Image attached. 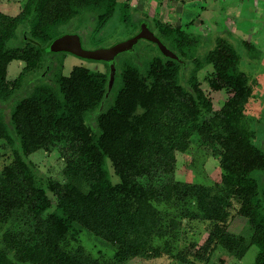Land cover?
<instances>
[{"label":"trees","instance_id":"1","mask_svg":"<svg viewBox=\"0 0 264 264\" xmlns=\"http://www.w3.org/2000/svg\"><path fill=\"white\" fill-rule=\"evenodd\" d=\"M119 5L130 21V5L120 0H26L15 16L0 11L1 103L14 95L26 74L41 67L62 26L94 20L93 33H98ZM154 22L179 59L155 56L145 71L126 61L119 89L111 91L107 103L102 104L108 74L76 65L69 76L56 75L58 89L41 81L8 115L0 107V139L13 155L0 172V264H127L162 253L183 264H198L210 261L219 246L241 259L264 233V198L253 176L264 170V149L253 140L256 133L246 114L253 89L239 68L237 49L219 38L200 57L195 54L197 40L186 28L190 23ZM19 26L22 46L10 47ZM14 59L25 66L10 81L8 65ZM188 60L195 64L191 90L181 82V63ZM205 64L213 66L211 88L229 93L218 110L198 80L197 70ZM194 142L219 158L220 181L208 185L176 178V152H188ZM53 148L64 160L63 177L43 181L27 157ZM236 202L249 232L230 230ZM163 203L175 207L180 219L166 220L159 208ZM192 220L210 224L194 253V241L185 249L176 243L181 225ZM83 229L115 247L112 261L71 245ZM161 240L163 244L156 242ZM259 242L251 264H264V238Z\"/></svg>","mask_w":264,"mask_h":264},{"label":"rangeland","instance_id":"2","mask_svg":"<svg viewBox=\"0 0 264 264\" xmlns=\"http://www.w3.org/2000/svg\"><path fill=\"white\" fill-rule=\"evenodd\" d=\"M11 1L15 4L9 5V0H0V9L9 14H16V10L19 9L16 6H19L21 0ZM125 1L132 3L127 11L128 20L130 21H125L124 12L121 9V5H119L114 16L110 19L104 29L98 33H92V27L90 28L88 25L89 21H85L87 23L84 26H78L75 24L76 22L70 25L62 26L60 31L62 34H65L76 33L77 30H79L83 36V45L86 49L107 48L131 38L132 35L135 34L139 29V26L142 25L140 23V21H142L141 18H149L150 16L159 14L161 11V0H120V2ZM209 1L210 0H188L185 2L187 14L185 17H183V22H185L184 25L187 22L193 20L195 16L204 14V17L202 16V18H204L203 24L201 23L202 21L200 22L199 20H195V25H189L186 27L188 32H190L192 35L195 37H200V53H206L208 48L216 44V41L221 37L227 39L234 45L235 48L241 51L243 48L241 41L236 36L234 24L229 20L225 21L224 23L223 21H220L223 17V10L221 8L223 5L222 0L216 2L212 6L208 5ZM133 2H135L136 5L133 4ZM5 6H10V8L8 9ZM224 17H226V20L227 18L229 19L228 15ZM166 21L167 22L165 23H171V20L168 21L166 19ZM90 24L94 25V21H92ZM237 33L240 34V37L246 38V36L241 34L239 31ZM17 41L18 40L16 38L10 39L8 41V45L12 47L18 43ZM209 41L210 43L207 45L206 42ZM166 42L169 47L175 49L171 40L166 39ZM189 47H191L189 44L184 46L186 51ZM178 49L180 50V48ZM162 55L163 54L156 43L147 39H140L133 50L121 53L117 61L119 64V62L123 63L126 60H130L129 62H134L142 69V71H145L149 61L153 57ZM44 61L46 64L51 65L52 70L54 71V74L50 73L49 76L46 77L45 82L53 85L57 89L59 88V84L55 80L56 61H63L64 75H70L73 67L76 65L86 66L93 70H105L104 63L102 61L86 59L69 52L49 54L45 56ZM23 66V61L13 60L8 67V77L11 79L17 77ZM193 69L194 65L193 63H190L189 66L183 68L181 75L182 84L189 89L191 87L188 85V80ZM212 69L213 68L211 64L206 65L198 71V78L202 88L212 99L214 110H218L228 98L229 93L226 91V89H221L218 91L211 88L208 79ZM37 74V71L29 74L25 80L24 87L14 94L12 98V107L18 100L29 95L31 89L33 88L32 86L36 85L38 82ZM30 83H32L31 88H29ZM119 84L120 83L115 85L113 94L119 89ZM260 98V96L252 95L249 103L247 104L246 114L252 129L256 133L253 140L258 146L264 149V103L257 102ZM3 116L5 117L6 121L9 122L7 117L5 115ZM3 143V140L0 139V172L2 168L6 164L10 163L13 159L11 149L7 148L5 143ZM176 157L177 160L175 174L177 179L183 181L199 182L208 185L220 181L221 168L219 164V158L210 155L206 150L201 148L200 144L197 142L192 144V147L188 152H176ZM27 160L32 161L35 164L39 179L43 181L49 177L62 179L64 160L56 148H53L52 150L39 149L29 154ZM108 163L112 174V179L114 182H117L119 177L114 173V169L110 161H108ZM253 176L259 181V194L261 198H264V170L254 171ZM48 193L53 197L51 192ZM159 208L163 214L166 215V220L170 219L171 217H175L179 220L181 217L178 213V210L169 204H160ZM229 220L230 230L234 232H240L244 230L245 233L250 231L248 228L249 226L247 225L246 217L239 213V204L237 202L231 208ZM209 225V222L205 220H192L188 223H185V226L181 225V240L179 239V241L176 242L178 243V248H189L190 243L194 241L195 247L192 248V253H194V251L204 243L209 232ZM262 238H264V233L259 236L258 242L251 245L245 256L241 259L235 258V256H233L231 253L219 246L211 255L210 261L204 262L202 260H197L198 264H251L255 260L259 251V240H262ZM156 242L163 244L162 240ZM77 244L83 245L86 249V252L91 254L93 257H97L108 262L112 261L113 255L115 253L114 246L107 243L104 239L88 231L87 229L80 230L77 233L75 240L72 239L71 245ZM176 251L177 250L174 249L175 253ZM127 264H183V262L176 258H172L167 253H162L161 255L146 259L134 258Z\"/></svg>","mask_w":264,"mask_h":264},{"label":"crops","instance_id":"3","mask_svg":"<svg viewBox=\"0 0 264 264\" xmlns=\"http://www.w3.org/2000/svg\"><path fill=\"white\" fill-rule=\"evenodd\" d=\"M186 1L188 0H161V11L158 15L164 21L171 20V23L177 20L183 22V17L187 14ZM218 1L220 0H210L208 5L212 6ZM222 2V14L229 16V21L234 24L236 36L241 41L243 49L238 50L242 57L240 66L247 74L254 90L252 95L260 96L257 102L264 103V0ZM238 31L246 38L240 37Z\"/></svg>","mask_w":264,"mask_h":264},{"label":"flooded vegetation","instance_id":"4","mask_svg":"<svg viewBox=\"0 0 264 264\" xmlns=\"http://www.w3.org/2000/svg\"><path fill=\"white\" fill-rule=\"evenodd\" d=\"M25 1L26 0H21L20 1V3H19V6H16V7H18L19 9L18 10H16L17 12H16V14H9V13H7V12H5V11H3V10H1L0 9V11H2V12H4V13H6V14H8V15H11V16H15V15H17V14H19L22 10H23V6H24V4H25ZM128 2V1H127ZM136 2V1H135ZM135 2H133V4H135L136 5V3ZM9 5H13V4H15V3H13L11 0H9ZM129 3V2H128ZM132 3H129V5H131ZM5 7H7L8 9L10 8V6H5ZM148 16V15H147ZM223 16V17H222ZM221 17H222V19L220 20V21H223V23L225 22V21H228L229 19L227 18V20H226V17H224V15H222ZM204 17V16H203ZM155 18H158L159 20H161V21H163L164 23L165 22H167V21H164L163 19H161L160 18V16L157 14V15H154V16H150L149 18L148 17H145V19H143V18H141V20L142 21H140V23L141 24H143L144 22H146L148 25H149V27H150V29L151 30H153L155 33H156V35H160L159 34V30H158V27L156 26V24H155V22H154V19ZM203 19L204 18H202V16H200V14L199 15H197V16H195L194 17V19L193 20H191L190 22H187V23H190L189 25H195V23H194V21L195 20H199L202 24L204 23L203 22ZM92 21H94V20H92ZM92 21H90V22H92ZM184 23L185 22H181V21H176L175 23H169V25H171V26H178V25H184ZM95 24V23H94ZM168 24V23H167ZM88 25H89V27L91 28L92 27V29L91 30H93L94 29V26L95 25H93V24H90V23H88ZM142 26V25H141ZM141 26H139V29L136 31V33L135 34H133L132 35V37L134 36V35H136L139 31H140V29H141ZM21 27V28H20ZM78 29V28H77ZM76 33H78L79 35H80V37H81V41H82V44H83V36H82V34L79 32V30H77V32ZM93 33V32H92ZM65 34H67V33H65ZM62 35H64V34H62ZM193 37L197 40V45L196 46H194V48H195V54H197L198 56H200V57H204L205 55H206V53L210 50V49H213V48H215V46L217 45V43H218V41H219V39L216 41V44H214L212 47H210V48H208V50H207V52L206 53H203V54H201L200 53V37L199 36H194L193 35ZM14 38H16L18 41V43L16 44V45H14V46H12V47H17V46H22V43H23V41H24V38H23V26H19L18 27V29H17V35L14 37ZM222 38V37H221ZM13 39V38H12ZM225 39V38H224ZM227 40V39H226ZM139 41V40H138ZM163 41V40H162ZM228 41V40H227ZM164 42V41H163ZM229 42V41H228ZM138 42H136L134 45H133V47L131 48V49H127V50H124V51H122V52H119L118 54H116L115 55V57H114V59L113 60H105V59H91V60H99V61H102L103 63H104V67H105V70H103L102 72H105V73H107L108 74V76H109V82H110V74H111V64L113 63L114 64V67H115V73H114V80H113V83H112V85L110 86V83L108 82V91H107V93H106V95H105V99H104V101L102 102V104H104V103H107L108 102V100L109 99H111L112 97L110 96L111 95V91H113L114 90V88H115V85L116 84H118V82H119V78H120V75H121V70H122V68H123V66H124V64H125V62L126 61H130V60H126V61H124L123 63H121V62H119V64H118V57L120 56V54L121 53H123V52H127V51H131V50H133V48L135 47V45L137 44ZM207 43V45L210 43V41L209 42H206ZM231 43V42H230ZM167 46H168V44L167 43H165ZM232 44V43H231ZM84 46V45H83ZM159 47V46H158ZM169 47V46H168ZM170 49H171V47H169ZM159 49H160V47H159ZM174 48H172V50H173ZM237 49V48H236ZM161 50V49H160ZM175 50V49H174ZM173 50V51H174ZM175 51H177V50H175ZM174 51V52H175ZM237 51H238V49H237ZM61 52H63V53H66V51H52V50H50L49 52H46V54L44 55V59H45V56H47V55H49V54H56V53H61ZM162 52V51H161ZM70 53V52H69ZM176 53V52H175ZM238 53H239V51H238ZM162 54H163V52H162ZM177 54V53H176ZM178 55V54H177ZM239 55H240V59H239V68L243 71V69L240 67V62H241V59H242V57H241V54L239 53ZM162 56H165V57H168V56H166V55H162ZM84 58V57H83ZM168 58H171V57H168ZM86 59H88V58H86ZM172 59H175V58H172ZM14 60H19V59H14ZM185 61L187 60L186 58L184 59ZM13 61V60H12ZM11 61V62H12ZM21 61H23V60H21ZM184 61V62H185ZM10 62V63H11ZM24 62V61H23ZM10 63H9V65H10ZM183 63V62H182ZM181 63V75H182V71H183V68L184 67H186V66H189V64L190 63H193V65H194V69L191 71V73L195 70V64H194V61L193 60H188L187 61V63H185V64H182ZM9 65H8V67H9ZM206 65H208V64H205V66ZM212 65V64H211ZM24 66H25V62H24ZM24 66H23V68H24ZM204 66V67H205ZM86 67V66H85ZM23 68H22V70L20 71V73L23 71ZM88 68V67H87ZM212 68H213V66H212ZM90 69V68H89ZM202 69V68H201ZM93 70V69H92ZM200 70V69H199ZM199 70H197V76H198V71ZM34 71H37L38 72V82H37V84L39 83V82H41V81H43V82H45V80H46V77H48L49 76V74L50 73H52V74H54V71L52 70V66L51 65H48V64H46V62L43 60V63H42V65H41V67L40 68H38V69H36V70H34ZM33 71V72H34ZM94 71H101V70H94ZM213 72V69H212V71L210 72V75H211V73ZM20 73H19V75H20ZM32 72H30V73H28V74H26V76L23 78V81H22V83H21V85L16 89V91L14 92V94L15 93H17L18 91H20L23 87H24V83H25V80L27 79V77L29 76V74H31ZM59 73H62L63 74V61H56V75L57 74H59ZM191 73H190V76H191ZM18 75V76H19ZM56 75H55V77H56ZM64 75V74H63ZM247 75V74H246ZM17 76V77H18ZM65 76H69V75H65ZM17 77H15V78H9L8 77V71H7V78L11 81V80H14V79H16ZM248 77V76H247ZM189 79H190V77H189ZM198 80H199V78H198ZM249 80V79H248ZM200 82V81H199ZM250 83V82H249ZM31 84L32 83H30L29 84V88H31ZM188 85L190 86V84H189V80H188ZM201 85V84H200ZM35 86V85H34ZM34 86H32V87H34ZM186 87V86H185ZM191 87V86H190ZM202 87V86H201ZM187 89H189L188 87H186ZM189 90H191V88L189 89ZM214 90V89H213ZM219 91V90H218ZM14 96V95H13ZM13 96L8 100V101H5V102H2L1 103V101H0V107H3V109H4V112L6 113V115H8L9 114V112H10V109L12 108V98H13ZM249 103V102H248Z\"/></svg>","mask_w":264,"mask_h":264},{"label":"water","instance_id":"5","mask_svg":"<svg viewBox=\"0 0 264 264\" xmlns=\"http://www.w3.org/2000/svg\"><path fill=\"white\" fill-rule=\"evenodd\" d=\"M140 39H147L156 43L164 55L179 59V56L170 49L162 39L156 35V33L150 29L149 25L144 22L141 26L140 31L129 38L126 41H122L114 44L111 47L107 48H98V49H86L81 41V37L78 33H67L61 35L57 39L53 41L50 45V50L52 51H66L73 54H76L80 57L88 58V59H105V60H113L115 55L119 52H122L127 49H131L133 45L138 42ZM115 67L114 64H111V74H110V86L114 80Z\"/></svg>","mask_w":264,"mask_h":264}]
</instances>
